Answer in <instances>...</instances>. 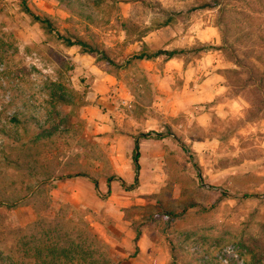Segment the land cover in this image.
<instances>
[{
    "label": "rangeland",
    "instance_id": "1",
    "mask_svg": "<svg viewBox=\"0 0 264 264\" xmlns=\"http://www.w3.org/2000/svg\"><path fill=\"white\" fill-rule=\"evenodd\" d=\"M26 1L55 30L21 0H0V264H264V82L248 71H264V0ZM166 20L180 35L216 28L217 45L197 43L187 57L219 48L229 113L207 128L160 127L176 146L154 189H130L133 153L119 157L113 137L93 142L87 121L92 107L115 118L152 99L131 57L160 48ZM185 136L195 141L184 146ZM86 164L118 181L113 193L72 181Z\"/></svg>",
    "mask_w": 264,
    "mask_h": 264
},
{
    "label": "crops",
    "instance_id": "2",
    "mask_svg": "<svg viewBox=\"0 0 264 264\" xmlns=\"http://www.w3.org/2000/svg\"><path fill=\"white\" fill-rule=\"evenodd\" d=\"M161 27H158L156 31L166 30L168 35L165 36L166 39H160L161 45L157 49H182L184 51L172 58L160 55L150 59H136L144 68L141 72L146 77V82L140 84V94L152 95V99L148 103H142L136 111H131L128 114L122 113L120 115L122 117L115 118L110 107L104 112L100 111L98 107H92L91 111L95 117H90L87 121L90 133L96 135L89 138H92L93 142H109L110 139L114 138L117 143L112 146L118 152L119 157H127L129 153L134 154L136 140L139 141V183L138 188L135 187L138 190H142L146 184H152V189L155 188V180L160 173L161 159L166 157L168 148L176 146L170 137L160 138L156 136L159 135L160 127L168 126L174 130L183 127L186 129L187 125L195 122L203 128H207L214 117L224 118L229 113L225 110V103L223 102L227 87L220 71L224 66L219 48L215 47L209 50L203 48L198 55L192 58L187 57L188 52L197 43L204 45L210 42L213 44L212 46L217 45L215 42H218L219 36L216 28L207 25L204 27V33H199L200 35L197 31L195 32L196 35H190V33L180 35V31L170 24ZM186 32L188 33V31ZM151 34H155V37L159 34L153 32L144 37V41L152 47L153 45L156 46L153 43L156 41L154 36L148 39ZM203 35L204 40L192 41L196 40L198 36L203 38ZM161 62L163 63L160 64ZM104 74L106 77L112 78L108 72H104ZM142 74L140 73V76ZM177 80L179 81L177 82ZM177 94H181V96L176 106L174 105L175 101H172L174 97L172 95ZM125 104H128V101H125ZM88 110L89 108H84V113ZM179 115L184 116L187 123L179 122L176 125L169 118H176ZM173 136L175 137V135ZM181 141L184 143L195 141V139L185 136ZM80 148L84 147L81 146ZM92 151V148H86V152L89 153L85 154L88 157V162L92 157ZM108 157H111V154H108ZM133 171L135 174V169ZM117 172L121 173L122 170H117ZM71 179L73 182L84 183V189L89 195L97 194L96 192L101 195L110 194L118 186V181L108 180L107 176L98 175L96 166L91 164H86L83 171L73 175ZM119 179L121 182L124 180L126 185L131 181L129 178L121 176ZM78 189L80 191L81 188ZM90 200L88 203L91 202Z\"/></svg>",
    "mask_w": 264,
    "mask_h": 264
},
{
    "label": "trees",
    "instance_id": "3",
    "mask_svg": "<svg viewBox=\"0 0 264 264\" xmlns=\"http://www.w3.org/2000/svg\"><path fill=\"white\" fill-rule=\"evenodd\" d=\"M21 6L23 8V10L30 15L35 21H38L40 24H42V26H44L45 28H47L50 32H52L54 29V25L52 23V21L46 17V16H41L37 13H35L32 8L29 6V4L27 3L26 0H21ZM207 6V5H206ZM205 7V6H204ZM170 24L169 20H166L165 22L159 24V27L161 26H165ZM62 38H64V40L67 42L68 45H80L82 47V49L86 52H95L96 50L92 47L91 44L77 38L75 40H72L71 38H65L62 36ZM214 47V46H212ZM184 50L182 49H172V50H168V49H157L155 51H151V52H142L140 54L134 55L133 57H131V60L134 59H150L153 57H157L160 55H165L168 58H172L177 54H180L181 52H183ZM238 60V58H237ZM238 64L242 67H245L248 69V65L245 63H241L238 60ZM248 71H250V75L251 76H256L258 75L259 77H261V81L264 82V71L262 72H257L254 68H250ZM252 79H254L255 81H257L255 78L252 77ZM261 82V83H262ZM258 82V85L261 84ZM182 144L185 146V143L182 142ZM139 157H140V151H139V141L136 140V145H135V149H134V154H133V161L135 164V179H134V183L130 184L128 187L130 189H134L135 187L138 186L139 183ZM122 184L124 186H126V182L124 180H122ZM140 235V233H138L137 237Z\"/></svg>",
    "mask_w": 264,
    "mask_h": 264
}]
</instances>
